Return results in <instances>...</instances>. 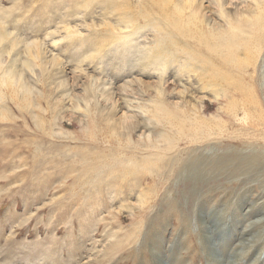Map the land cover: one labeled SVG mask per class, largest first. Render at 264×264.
I'll list each match as a JSON object with an SVG mask.
<instances>
[{
    "label": "rangeland",
    "instance_id": "374dc122",
    "mask_svg": "<svg viewBox=\"0 0 264 264\" xmlns=\"http://www.w3.org/2000/svg\"><path fill=\"white\" fill-rule=\"evenodd\" d=\"M159 1L0 0V264H264L243 75L179 26L234 43L264 0Z\"/></svg>",
    "mask_w": 264,
    "mask_h": 264
},
{
    "label": "bare ground",
    "instance_id": "6f19581e",
    "mask_svg": "<svg viewBox=\"0 0 264 264\" xmlns=\"http://www.w3.org/2000/svg\"><path fill=\"white\" fill-rule=\"evenodd\" d=\"M157 6L161 10L166 7V3L165 1L161 0L159 1ZM161 13H163L164 19H166L169 23H171L170 19L177 21L180 20V18H175V14H177L178 12L167 11L164 13L163 11H161ZM179 26L181 30L189 31L190 33H192L193 36H191V38L194 41L203 42L202 45H206V47H208V43L210 41L215 42L213 51L217 53H224L226 55L225 59L228 60L227 63L229 64L230 68H232L233 70L234 68H236L238 72L243 75V78L239 81L240 83L237 82L238 84H236L234 81H231L229 78H226L224 80L227 90H229L231 93H234V95H232V98H235V102L231 101L227 103V110L231 115H236L238 111H241L243 114L241 122H243L247 128L250 127L255 131L254 133H252L254 138H259L261 140V143H264V9L261 8L260 11L256 14L255 23L251 26L250 29H247V37L242 38L240 36L241 30H235L234 32H232L233 37L237 38L238 40L234 43L229 42L228 44L226 37L220 39L215 35L207 36L205 33H198L202 32V30L196 27V25H191L189 29L184 28V26L181 24H179ZM224 41L225 46L220 47ZM241 49L246 55L244 56V58H240L238 56V50ZM232 75L234 74L232 73ZM240 154H242V152H240ZM226 158L227 165L229 167L233 165L230 170L228 169L226 171L231 175L234 173H238L240 175L239 182L244 188L243 192L247 194V189L256 190L258 191L260 196L264 197V152L260 151L259 153L255 154L253 152L240 158H236V156L234 154H231L230 152L228 153ZM246 158H248V161H246ZM252 178H255V181L254 184L250 186L248 183ZM232 184L234 183L232 182ZM255 210L264 213V202H260L259 204L257 203V205L251 204L249 210L247 211L251 213ZM262 224H264V220H260L258 222L256 221V224L254 226L251 225V227L247 228L245 231L250 232L257 225ZM218 231L220 230L218 229ZM263 238V236H257L254 241L256 243V241L259 242L260 240H263ZM251 242H253V240ZM238 255H240V253H238ZM234 257L236 258V256Z\"/></svg>",
    "mask_w": 264,
    "mask_h": 264
}]
</instances>
